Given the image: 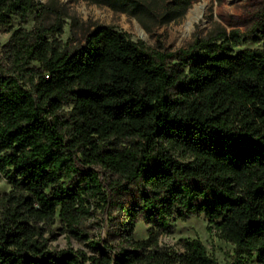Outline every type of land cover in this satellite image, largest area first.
I'll return each instance as SVG.
<instances>
[{
  "label": "trees",
  "instance_id": "16d2710c",
  "mask_svg": "<svg viewBox=\"0 0 264 264\" xmlns=\"http://www.w3.org/2000/svg\"><path fill=\"white\" fill-rule=\"evenodd\" d=\"M86 1L140 22L150 13L145 0ZM178 1L183 11L195 0ZM34 8L0 0V25ZM61 27L14 30L5 46L14 70L0 67V174L10 185L0 264H217L199 238L180 250L159 244L170 221L189 216H203L240 264H264V48L235 51L233 32L149 49L99 24L67 49L47 37ZM94 206L115 221L101 244L82 228ZM55 217L93 252H49L37 222ZM138 218L144 239L134 237Z\"/></svg>",
  "mask_w": 264,
  "mask_h": 264
},
{
  "label": "rangeland",
  "instance_id": "374dc122",
  "mask_svg": "<svg viewBox=\"0 0 264 264\" xmlns=\"http://www.w3.org/2000/svg\"><path fill=\"white\" fill-rule=\"evenodd\" d=\"M149 2V15L140 22L129 12L115 11L106 5H97L86 0H34L36 8L24 17L11 15L8 24L0 25V67L12 73V58L6 51V44L14 30L30 31L36 26L54 28L61 23V32L47 30L48 38H56L62 47L73 49L83 42L85 33L95 25H112L130 35L133 40H142L149 49L175 51L186 48L195 39L214 38L225 34L231 37L234 32L239 42L233 46L235 51L250 48L263 49L264 35L260 24L264 23V0H195L183 11H179L178 0H145ZM45 6V10L41 9ZM194 5L202 6V14L197 22L186 24L187 13ZM177 10L178 14L171 13ZM171 17L172 19L168 20ZM174 17V18H173ZM31 66L37 67V63ZM29 74L24 77L28 84ZM10 185L0 174V194L8 192ZM92 207L91 209H94ZM96 210V208L94 209ZM114 219L96 210L95 214L83 221L82 228L91 240L100 244L108 238L114 228ZM41 228L49 252L57 254L64 249L82 251L91 254L93 249L87 241L76 239L65 231L64 226L55 217L52 222H37ZM203 216H189L185 220L170 221L168 232L159 235L161 246L180 250V242L187 238H199L208 255L217 264H240L233 253V245L221 239ZM147 226L138 218L134 226V237L144 239ZM241 264H257L248 261Z\"/></svg>",
  "mask_w": 264,
  "mask_h": 264
},
{
  "label": "bare ground",
  "instance_id": "6f19581e",
  "mask_svg": "<svg viewBox=\"0 0 264 264\" xmlns=\"http://www.w3.org/2000/svg\"><path fill=\"white\" fill-rule=\"evenodd\" d=\"M202 14V6L200 5H194L193 8L189 10L186 16V24L192 25L194 22H197Z\"/></svg>",
  "mask_w": 264,
  "mask_h": 264
}]
</instances>
